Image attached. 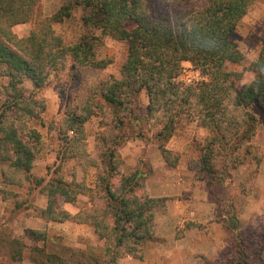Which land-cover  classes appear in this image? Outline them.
<instances>
[{"label":"trees","instance_id":"trees-1","mask_svg":"<svg viewBox=\"0 0 264 264\" xmlns=\"http://www.w3.org/2000/svg\"><path fill=\"white\" fill-rule=\"evenodd\" d=\"M254 1L64 0L50 15L37 16L39 0H0V174L5 186L0 193L12 204L11 211L92 227L103 242L97 264H118L125 255L142 258L145 244L154 237V209L163 206L166 197H151L145 190L153 171L149 160L140 157L134 167L121 170L120 148L131 139H153L164 162L174 168L179 155L168 143L180 133L182 123L193 122L207 131L194 138L199 152L194 170L199 180L214 188L216 219L229 233L228 256L204 259L203 264H264V229L253 263L249 250L254 228L242 226L231 193L232 171L250 155L255 136L257 118L250 108L264 112V36L250 64L254 76L249 82L236 89L234 81L241 73L229 69V64L244 59L230 36ZM76 8L85 11L84 31L68 43L54 24L69 19ZM29 22L28 35L19 37L14 27ZM104 36L126 44L118 77L98 82L84 99L67 105L60 118L46 123L40 90L50 74L68 72L75 78L78 67H107L111 59L97 53ZM183 62L198 70L200 79L178 81ZM142 91L148 98L144 116L132 107ZM100 114L110 117L115 135L109 139L101 134L99 151L92 153L85 123ZM38 123L61 140L48 180L32 174L46 143ZM77 167L84 174L95 170L91 186L84 174L78 179ZM23 187H38L44 206L8 197L17 196L13 190ZM80 196L87 202L75 213L61 207L60 201L76 204ZM46 239V230L23 228L21 236H13L0 225V255L8 261L0 264H22L27 241L33 264H89L46 251Z\"/></svg>","mask_w":264,"mask_h":264},{"label":"rangeland","instance_id":"rangeland-1","mask_svg":"<svg viewBox=\"0 0 264 264\" xmlns=\"http://www.w3.org/2000/svg\"><path fill=\"white\" fill-rule=\"evenodd\" d=\"M63 1L39 0L36 15H50ZM149 4H151V0ZM84 14V10L76 8L69 19L62 23L54 24L56 33L60 34L65 42L75 41L84 31L81 23V17ZM256 17H260L264 21V0H255L252 3L248 10V16L240 22L230 36L231 42L238 47L244 56V59L240 63L229 64V69L241 73V79L234 81V87L236 89H240L243 84L249 82L254 76L250 70V64L256 59L260 50L261 39L264 36V22L259 19L255 20ZM252 19H254V22H252ZM31 27V22L19 24L14 27V32L19 37L26 36ZM97 53L99 58L111 59V63L102 69L86 66L78 67L75 78L67 76L68 72H52L50 74L48 83L40 90V95L44 98L46 104V109L43 114V120L46 123L60 118L67 105L74 103L75 100L84 99L98 82L111 76L118 77L121 64L126 57V44L115 36H104L102 46ZM182 67L181 74L177 78L178 81L189 82L200 79L199 71L193 68L189 62H183ZM147 104L148 98L145 92L142 91L133 100L132 107L137 114L144 116L146 114ZM250 110L257 118L255 136L250 143V155L246 157L242 165L232 171L233 191L231 193L235 196V201L239 207L242 226L244 228L249 226L254 228V232L250 234L251 247L249 250V258L251 262L256 263V251L260 247L261 233L264 229V112L256 106L251 107ZM37 129L42 133L46 143L35 159L32 174L37 178L48 180L51 177L48 170L53 168L56 152L61 148V140L58 139L55 133L49 135L47 127L40 123L37 124ZM85 132L87 149L92 153L99 151V136L101 134L106 135L109 139L115 135V129L110 122V117H103L101 114L92 116L85 123ZM206 134L207 131L205 129L196 127L193 122L182 123L180 133L168 143V147L172 149L173 147H178L179 149L176 151L173 150L179 155V163L174 168L167 164L164 165L165 162L162 157L155 156V150H157L156 152H159V150L153 139L147 142L140 139L128 140L120 148L123 160L121 170L128 171L131 168L128 165L130 164L129 162L137 155V158L143 157L144 160L147 159L151 164L156 166V172L153 175L152 171L147 180L149 178L155 179V176L162 177L166 175H170L174 179L179 177L184 179L185 177L193 180V178H197L194 165L199 156L194 138H200ZM1 167L2 165H0ZM144 168H146L145 165ZM76 170L78 179H81L84 173L80 167H77ZM188 171H190V176L186 175ZM94 174L95 170L92 168L88 169L86 174H84L85 181L89 186L93 184ZM203 188L209 199H211L213 193H216L214 188L204 181ZM4 189L5 186L3 185L0 174V191ZM37 190L38 187L33 188V190L32 187L30 189L23 187L13 190L17 196L12 197L8 195V197L16 200H27V203L31 200L37 206H41V204L44 206L46 201L45 197ZM1 196L2 193H0V200L3 201ZM1 201L0 207L3 206V211H0V225L9 230L11 235L21 236L24 227L19 222L26 216L22 215V213H13L11 211L12 204L8 201H3V203ZM86 202L87 199L84 196H80L76 204H64L60 201V205L68 212L75 213ZM51 238L46 239L44 243L45 250L55 252L69 259L70 262L81 259L89 264H97L96 259H100L103 256V242L97 238L91 228L82 230L79 235H75L73 232H67L60 233L57 236L53 235ZM53 238L55 239L53 240ZM27 242L28 247L24 250V255L29 256V246L31 243L29 241ZM37 245L43 246V243L38 242ZM227 256L224 255L221 258H226ZM1 262H8L4 255H0Z\"/></svg>","mask_w":264,"mask_h":264},{"label":"crops","instance_id":"crops-1","mask_svg":"<svg viewBox=\"0 0 264 264\" xmlns=\"http://www.w3.org/2000/svg\"><path fill=\"white\" fill-rule=\"evenodd\" d=\"M247 16L248 12L242 20ZM258 19L264 22L260 17L255 18ZM172 150L179 149L173 147ZM156 151L155 156L161 158ZM137 160L136 155L129 167L135 166ZM152 167L154 175L156 166L152 164ZM190 171L186 175L190 176ZM145 190L151 197H166L164 205L154 209V237L145 244L142 258L125 255L119 258L118 264H203L204 259L216 260L229 254V233L225 223L216 219V204L207 196L203 181L155 176L147 180ZM0 209L2 212L3 206ZM19 223L24 228L46 230L48 239L60 233L79 235L84 229H92L85 224L45 221L37 217H23ZM22 264L33 263L23 254Z\"/></svg>","mask_w":264,"mask_h":264}]
</instances>
